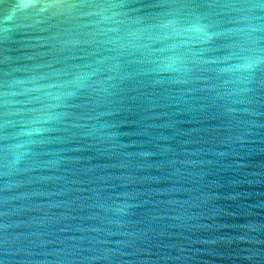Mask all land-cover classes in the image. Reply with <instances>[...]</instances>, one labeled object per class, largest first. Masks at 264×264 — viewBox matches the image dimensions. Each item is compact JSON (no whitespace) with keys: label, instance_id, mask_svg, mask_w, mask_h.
<instances>
[{"label":"water","instance_id":"water-1","mask_svg":"<svg viewBox=\"0 0 264 264\" xmlns=\"http://www.w3.org/2000/svg\"><path fill=\"white\" fill-rule=\"evenodd\" d=\"M0 264H264V0H0Z\"/></svg>","mask_w":264,"mask_h":264}]
</instances>
